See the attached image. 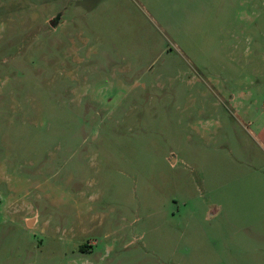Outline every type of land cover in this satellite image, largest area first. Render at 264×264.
<instances>
[{"label": "rangeland", "instance_id": "1", "mask_svg": "<svg viewBox=\"0 0 264 264\" xmlns=\"http://www.w3.org/2000/svg\"><path fill=\"white\" fill-rule=\"evenodd\" d=\"M0 264H264V0H0Z\"/></svg>", "mask_w": 264, "mask_h": 264}, {"label": "water", "instance_id": "2", "mask_svg": "<svg viewBox=\"0 0 264 264\" xmlns=\"http://www.w3.org/2000/svg\"><path fill=\"white\" fill-rule=\"evenodd\" d=\"M55 23H56V20H52V21H51V24H52V25H55ZM30 222H31V221H30Z\"/></svg>", "mask_w": 264, "mask_h": 264}]
</instances>
